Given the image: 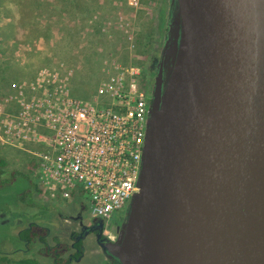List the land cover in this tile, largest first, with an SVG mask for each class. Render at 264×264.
Listing matches in <instances>:
<instances>
[{
    "label": "water",
    "instance_id": "obj_1",
    "mask_svg": "<svg viewBox=\"0 0 264 264\" xmlns=\"http://www.w3.org/2000/svg\"><path fill=\"white\" fill-rule=\"evenodd\" d=\"M120 264H264V0H175Z\"/></svg>",
    "mask_w": 264,
    "mask_h": 264
},
{
    "label": "rangeland",
    "instance_id": "obj_2",
    "mask_svg": "<svg viewBox=\"0 0 264 264\" xmlns=\"http://www.w3.org/2000/svg\"><path fill=\"white\" fill-rule=\"evenodd\" d=\"M178 32L179 14L173 0H0V65L27 68L24 79L42 66L63 62L73 68V93L89 96L103 76L104 60L138 62L140 81L159 54L165 53L166 63L171 65ZM18 77L9 76L11 83ZM5 79L0 72V96L11 89ZM0 155L7 171L28 173L36 181L35 173L28 172V152L0 147ZM29 182L20 176L0 187V264H15L1 261L4 255L12 259L15 254L34 258L38 264H53L46 244L59 243L66 257L73 251L70 242L79 231L74 215L81 210V214L90 212L86 200L79 197L63 200L33 194L28 201L26 194L25 201H19V195L30 188ZM125 211H114L106 221L123 223ZM29 222L48 228L45 244L34 241L26 249L17 233ZM82 251L80 259L69 264H111L110 256L90 237L84 239Z\"/></svg>",
    "mask_w": 264,
    "mask_h": 264
},
{
    "label": "built area",
    "instance_id": "obj_3",
    "mask_svg": "<svg viewBox=\"0 0 264 264\" xmlns=\"http://www.w3.org/2000/svg\"><path fill=\"white\" fill-rule=\"evenodd\" d=\"M93 93H73V68L42 66L0 98V147L33 154L51 199L86 200L109 219L138 191L149 109L140 69L104 60Z\"/></svg>",
    "mask_w": 264,
    "mask_h": 264
},
{
    "label": "flooded vegetation",
    "instance_id": "obj_4",
    "mask_svg": "<svg viewBox=\"0 0 264 264\" xmlns=\"http://www.w3.org/2000/svg\"><path fill=\"white\" fill-rule=\"evenodd\" d=\"M165 63H166L165 53L159 54L157 58L151 60V62L149 63L146 72L147 75L144 74L143 78L141 77V84L142 87L145 89L147 96L148 109H150L151 105L153 104L156 77L160 66H162L161 94L164 88V81L169 76L172 63L171 65H169V63L166 64ZM143 73L144 72L142 71V74ZM127 205L123 207L126 210L124 212L125 219L123 223L122 221L118 222L117 220L106 221L105 219H102L100 217L93 216L90 212L86 214H81L82 210L77 212V214L74 215V217L72 216L76 220V224L79 227V231L74 235V238L70 242V247L73 249V251L69 252L68 255L66 256L69 262L72 260L78 261L80 259L83 252L82 251L83 241L87 237L92 238L98 244V247H100L105 253L107 252L99 245V242L120 241L122 237L126 217L128 214V208L126 209ZM27 225H30V222ZM111 231L113 232L112 235L110 234ZM41 243L45 244L46 243L45 239L41 241ZM25 244H26V249H28L30 243L27 244V242H25ZM55 246L57 248L54 250ZM55 246L50 247L47 244L45 245V247L48 248L50 253L51 252L57 253L58 251H61V255H62L63 254L62 246L59 243H57ZM109 256L111 258V263H112L113 259L111 255Z\"/></svg>",
    "mask_w": 264,
    "mask_h": 264
},
{
    "label": "trees",
    "instance_id": "obj_5",
    "mask_svg": "<svg viewBox=\"0 0 264 264\" xmlns=\"http://www.w3.org/2000/svg\"><path fill=\"white\" fill-rule=\"evenodd\" d=\"M174 4L176 3L175 0ZM148 46H150V43L147 44ZM147 49V48H146ZM144 52V51H143ZM15 60H13L14 62ZM17 63V62H16ZM134 65H138L140 66V64L138 62H133ZM11 68L15 69V73L16 75H18L20 80L21 78H23L24 76H26L28 69L27 68H19V67H12L10 64H5V65H0V72H3V74L6 75V79L5 81L7 82L5 85H7L8 87L12 88V83H11V78H9V76H16L13 75V70H11ZM17 71V72H16ZM24 73H26L24 75ZM34 74H32L30 77H32ZM29 77V78H30ZM4 80V78H3ZM2 81V80H1ZM11 90V89H10ZM9 90V91H10ZM6 94V93H5ZM4 94V95H5ZM3 96V95H2ZM0 96V98L2 97ZM30 154V153H29ZM5 165H6V161L5 158L3 156L0 155V187L3 186V184L6 182H10L11 180H14L15 177H25L27 178L30 182V188H28L27 190H25L21 195H19V201H25V197L26 194L28 196V201H30L32 199L33 194L36 195H45L46 191L45 189L38 183L37 181V177H35L36 181H32L29 178L28 173H24L21 172L19 170H11V171H7L5 169ZM28 172L29 173H35V170L37 168V159L33 154H30V159H28ZM36 176V175H35ZM48 229L40 224H37L35 222L30 223V225H26L25 227L21 228L18 233L17 236L19 239H21L22 241L27 242V244H31L34 241H43L48 233L47 231ZM57 247H54V250ZM46 252H49L48 248L45 247ZM16 255L17 259H14L13 257ZM13 255L12 259H8L5 257L1 258V261L4 262H10V263H15V264H38V262L36 261V259L34 258H30L29 256H25V255H17L15 254ZM52 255V261L53 264H69V260L67 257H64L61 255V251H58L57 253L55 252H51ZM113 261L111 264H120L119 260L113 256H111Z\"/></svg>",
    "mask_w": 264,
    "mask_h": 264
}]
</instances>
